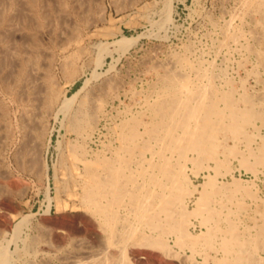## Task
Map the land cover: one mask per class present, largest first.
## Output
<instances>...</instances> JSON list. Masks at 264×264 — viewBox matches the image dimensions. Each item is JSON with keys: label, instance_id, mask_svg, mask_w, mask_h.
Segmentation results:
<instances>
[{"label": "rangeland", "instance_id": "obj_1", "mask_svg": "<svg viewBox=\"0 0 264 264\" xmlns=\"http://www.w3.org/2000/svg\"><path fill=\"white\" fill-rule=\"evenodd\" d=\"M241 1L0 0V247L5 245L12 253V264L28 258L36 264H66L62 255L80 245L103 246V230L79 202L80 159L105 153L108 145L118 143L116 125L120 119L139 114L165 66L174 64L176 56L186 54L195 69L215 70L217 84H224L225 79L238 84L244 78L247 86L256 85L247 75L251 69L260 71L256 55L242 45L253 43L252 38L216 49L228 23L245 33L254 28L252 16H240ZM123 37L135 40L125 50L114 43ZM184 71L194 74L193 69ZM84 81L88 84L70 111L58 110L62 100L83 87ZM85 98L94 122L88 136L69 123ZM94 99L101 101L99 109ZM75 145L76 153L71 149ZM235 162L232 171L245 189L264 184L263 174L254 178ZM191 178L198 186L205 181L203 174H191ZM235 200L222 198L218 206L229 212L237 206ZM189 201L187 207L192 210L195 201ZM200 224L192 216L190 232H203L205 226ZM30 238L35 239L34 249L26 252L24 240ZM174 239L168 237L174 252L170 258L151 246H134L126 256L131 264H180L185 257L186 264H219L223 256L220 251L192 253Z\"/></svg>", "mask_w": 264, "mask_h": 264}, {"label": "bare ground", "instance_id": "obj_2", "mask_svg": "<svg viewBox=\"0 0 264 264\" xmlns=\"http://www.w3.org/2000/svg\"><path fill=\"white\" fill-rule=\"evenodd\" d=\"M241 2L240 16H252L254 28L245 33L237 26L232 27L229 19L230 23H225L221 30L222 38L216 49L252 38L253 43L241 44L256 55L260 71L247 69L256 85L247 86L244 78L238 84L231 78L232 81L225 79L224 84H217L212 68L201 71L194 68L186 54L174 56L175 63L165 66L139 114L120 119L116 125L118 143L108 145L105 153L81 157L79 202L89 209L92 219L103 230V246L93 249V245V248L80 245L61 254L64 263L131 264L126 253L134 246L158 247L170 258L174 252L168 237L173 236L175 244L189 248L192 253L208 255L209 251H220L223 256L217 260L219 264H264V184L245 189L231 167L236 161L254 178L264 175V78L260 77V72L264 74V0ZM131 40L123 37L114 43L124 49ZM100 48L105 50L102 44ZM184 69H193V76ZM86 83L72 96L65 97L58 110L70 111ZM86 100L77 106L69 123L72 129L82 130L88 136L94 122ZM51 101L52 95L48 102ZM101 101L95 100L97 109ZM77 147L71 149L76 153ZM191 174H203L205 181L198 186ZM229 175L231 180H225ZM226 197L238 200L229 212L218 206V201ZM189 200L195 201L192 210L187 207ZM192 216L205 226L200 234L189 230ZM21 222L14 228V237ZM34 243V238L25 239L24 251H32ZM11 254L7 246H1L0 264H12ZM35 262L28 258L20 264L38 263ZM180 264H186V257Z\"/></svg>", "mask_w": 264, "mask_h": 264}]
</instances>
